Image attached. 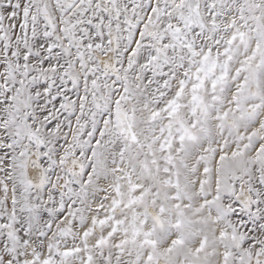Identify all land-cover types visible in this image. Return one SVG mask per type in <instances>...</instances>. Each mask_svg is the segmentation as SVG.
Here are the masks:
<instances>
[{
    "label": "snow or ice",
    "instance_id": "obj_1",
    "mask_svg": "<svg viewBox=\"0 0 264 264\" xmlns=\"http://www.w3.org/2000/svg\"><path fill=\"white\" fill-rule=\"evenodd\" d=\"M0 264H264V0H0Z\"/></svg>",
    "mask_w": 264,
    "mask_h": 264
}]
</instances>
